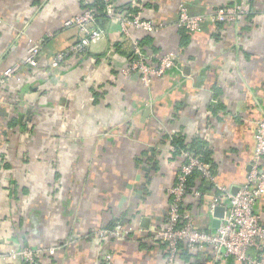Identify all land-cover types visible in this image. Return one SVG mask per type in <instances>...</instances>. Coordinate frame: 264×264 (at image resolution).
I'll return each instance as SVG.
<instances>
[{
    "label": "crops",
    "instance_id": "0c3cea01",
    "mask_svg": "<svg viewBox=\"0 0 264 264\" xmlns=\"http://www.w3.org/2000/svg\"><path fill=\"white\" fill-rule=\"evenodd\" d=\"M88 1L0 0V68L23 65L19 79L0 86V253L57 247L55 264H98L105 249L114 264H166L165 245L149 229L167 219L181 166L171 136H199L212 149L217 184L237 192L247 182L264 115V0H245L240 19H208L187 33L178 25L181 2L210 14L240 0H148L142 17L154 31L131 27L125 36L119 22L100 17L104 37L52 67L80 36L64 21ZM30 39L42 42L38 68L24 64ZM133 40L157 60L174 54L178 67L146 85L129 71ZM213 187L184 199L200 229L213 227ZM256 211L264 224V195ZM117 222L128 237L97 240ZM178 264H213L212 249L181 254Z\"/></svg>",
    "mask_w": 264,
    "mask_h": 264
},
{
    "label": "built area",
    "instance_id": "2783aa9c",
    "mask_svg": "<svg viewBox=\"0 0 264 264\" xmlns=\"http://www.w3.org/2000/svg\"><path fill=\"white\" fill-rule=\"evenodd\" d=\"M148 0H132L136 13H120L115 3H108L105 12L112 20L119 22L125 36L129 29L135 27L147 32L156 29L154 23L142 17V11ZM90 1L82 11L64 21L65 27L77 28L80 36L77 41L66 49L58 52L51 60V66L56 68L72 55H84L88 48L104 37L105 31L98 25L95 7L89 6ZM248 3L237 1L216 8L210 14L192 13L186 2L179 6L178 25L189 32H198L206 20L219 22L235 21L245 16ZM135 58L130 61L129 71L138 72L142 81L148 85L154 77L163 76L171 69L178 67V59L172 53L161 56L154 63V55L146 53L138 40L131 42ZM42 42L30 39V47L24 64L31 68L40 66ZM23 65L15 63L0 68V86L12 79H19ZM255 150L247 182L239 187L237 192L216 183L215 173L211 164L201 161L190 151H182L177 155L181 166L176 183L170 189V208L167 219L161 225L150 227L149 232L155 241L166 248V264H178L182 250L195 256L210 247L213 264H220L224 258H231L234 264H264V224L261 215L256 211L258 200L264 195V115L259 119L255 131ZM173 152V147L171 148ZM201 173L202 179L214 185V193L209 207V214L214 217L218 206L224 207V216L217 228L209 230L196 226L193 214L184 204L185 197L191 192L201 195L199 189L190 190L189 177L195 172ZM129 231L117 222L109 228H102L95 233L100 242L128 237ZM57 247L33 248L17 246L6 253H0V260L10 259L20 264H55L54 256ZM254 250L256 255H251ZM98 264H114V254L103 249L98 258Z\"/></svg>",
    "mask_w": 264,
    "mask_h": 264
},
{
    "label": "trees",
    "instance_id": "16d2710c",
    "mask_svg": "<svg viewBox=\"0 0 264 264\" xmlns=\"http://www.w3.org/2000/svg\"><path fill=\"white\" fill-rule=\"evenodd\" d=\"M110 2H112V0H91L90 1L89 6L95 7L98 11L97 20H99L100 17H104V18L108 17L109 18V16L105 12V10H106L107 4ZM116 7H118L119 9H126L128 14L129 13H136L138 11V8L133 7L131 3H128L125 6H116ZM180 28H181L180 30L183 33L189 32L184 27H180ZM140 44H141V42H140ZM141 45L143 46V41H142ZM116 46L119 47L120 45H116ZM126 55L130 59V61L135 58V55H134L132 48H131V45L129 46V51L126 52ZM153 60L158 61L155 58H153ZM171 142H172L173 149H174L172 152L173 154H175L177 156L182 151H190L191 153L195 154V156H197L201 161L210 163L212 170L214 171L215 164H214L213 157H212L213 151L207 144L204 143V141L201 140V138L199 136L191 142H188V141L186 142V138L183 135L176 133V134H173L171 136ZM214 173H215V171H214ZM197 177H201V173L199 171H195L189 177L188 185H189L190 190H193V188H195V189L200 188V186H202V185H204V186L207 185V182L204 179H203V181H204L203 184L199 185L197 183ZM201 179H202V177H201ZM211 189H212V187H211ZM115 224L116 223H114L112 226H114ZM181 254L187 256L188 252L185 249H183Z\"/></svg>",
    "mask_w": 264,
    "mask_h": 264
},
{
    "label": "water",
    "instance_id": "95a60500",
    "mask_svg": "<svg viewBox=\"0 0 264 264\" xmlns=\"http://www.w3.org/2000/svg\"><path fill=\"white\" fill-rule=\"evenodd\" d=\"M224 207L218 206L215 209L214 218H213V228H217L220 225L221 219L224 216Z\"/></svg>",
    "mask_w": 264,
    "mask_h": 264
}]
</instances>
